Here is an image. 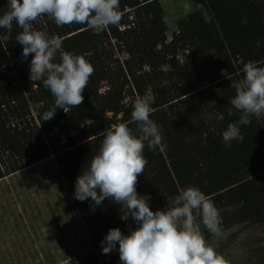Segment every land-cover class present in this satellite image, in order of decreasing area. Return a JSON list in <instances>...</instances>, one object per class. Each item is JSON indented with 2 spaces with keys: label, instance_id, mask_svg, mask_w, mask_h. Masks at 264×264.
<instances>
[{
  "label": "trees",
  "instance_id": "obj_1",
  "mask_svg": "<svg viewBox=\"0 0 264 264\" xmlns=\"http://www.w3.org/2000/svg\"><path fill=\"white\" fill-rule=\"evenodd\" d=\"M187 1L170 40L159 0H121L120 24L100 35L86 24L58 27L46 15L38 18L35 30L58 35L65 51L94 66L83 103L58 109L51 120L44 118L54 97L41 81L30 79L32 57L22 56L23 46L15 40L22 29L14 24L7 46H0V180L53 158L92 248L99 250L112 228L127 235L136 224L121 219V207L77 200L75 181L107 130L126 123L136 131L133 104L143 99L167 147L145 149L148 164L137 178L138 194L149 196L155 211L166 208L181 188L199 187L218 208L222 231L240 227L250 234L247 264H264V116L242 128L243 142L227 147L222 140L227 125L239 118L228 115L236 94L231 81L243 78L249 61L264 67V0ZM5 6L0 0V13ZM217 110L224 113L223 122L206 118ZM196 223L206 241L215 236L199 218ZM70 264L104 262L90 253Z\"/></svg>",
  "mask_w": 264,
  "mask_h": 264
},
{
  "label": "clouds",
  "instance_id": "obj_2",
  "mask_svg": "<svg viewBox=\"0 0 264 264\" xmlns=\"http://www.w3.org/2000/svg\"><path fill=\"white\" fill-rule=\"evenodd\" d=\"M121 0H6L0 13V46H7L14 24L22 31L16 41L23 46L22 56L30 62V79L41 81L54 97V107L44 120L54 118L58 109H71L84 101L82 93L88 87L94 66L83 56L67 52L57 35L49 37L35 30L34 22L48 16L58 27L86 24L93 34L100 35L111 26L120 24L123 14ZM244 76L231 81L235 96L228 115H239L222 132L225 146L233 141L243 142L242 128L252 119L264 116V67L249 61ZM222 75L229 79L224 70ZM209 105L215 108L216 102ZM153 109L143 99L133 104L132 121L136 131L126 123L107 130L98 152L87 170L75 181L74 197L83 202L91 199L100 206L105 200L118 204L123 210L121 219L133 221L134 229L125 235L112 228L101 241L102 253L118 251L121 264H225L221 255L210 247L196 223L213 235L222 231L223 218L213 201L196 186L181 188L163 210L153 211L150 197L137 192V178L148 164L144 152L163 151L167 145L161 127L150 118ZM208 120L223 122V112L206 114Z\"/></svg>",
  "mask_w": 264,
  "mask_h": 264
},
{
  "label": "rangeland",
  "instance_id": "obj_3",
  "mask_svg": "<svg viewBox=\"0 0 264 264\" xmlns=\"http://www.w3.org/2000/svg\"><path fill=\"white\" fill-rule=\"evenodd\" d=\"M159 1L170 40L188 1ZM240 229L207 241L225 264L251 260L250 234ZM90 253H98L104 264H121L118 251L105 255L102 248H92L83 215L73 207L53 158L0 180V264H70Z\"/></svg>",
  "mask_w": 264,
  "mask_h": 264
}]
</instances>
